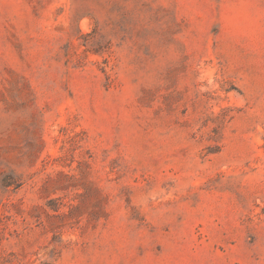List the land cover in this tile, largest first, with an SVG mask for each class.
<instances>
[{"label": "rangeland", "instance_id": "1", "mask_svg": "<svg viewBox=\"0 0 264 264\" xmlns=\"http://www.w3.org/2000/svg\"><path fill=\"white\" fill-rule=\"evenodd\" d=\"M0 264H264V0H0Z\"/></svg>", "mask_w": 264, "mask_h": 264}]
</instances>
